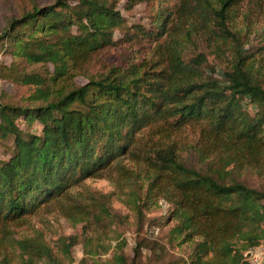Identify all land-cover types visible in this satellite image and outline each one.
I'll use <instances>...</instances> for the list:
<instances>
[{
    "label": "trees",
    "instance_id": "1",
    "mask_svg": "<svg viewBox=\"0 0 264 264\" xmlns=\"http://www.w3.org/2000/svg\"><path fill=\"white\" fill-rule=\"evenodd\" d=\"M148 1L127 0L126 8ZM118 3L33 6L0 34V52L11 58L0 64V79L30 89L21 104L0 98V146L7 153L0 160V264L71 261L76 236L51 247L33 226L21 236L16 230L52 206L85 231L91 221L108 225L113 214L105 204L70 203L71 190L99 178L120 190L137 182L146 200L168 203L167 242L187 248L176 264H245L244 253L264 239V190L242 180L249 171L264 175V53L244 52L264 0H175L158 10L157 32L136 34ZM116 32L128 34L127 57L104 61L118 47ZM196 38L218 57L231 52L221 76L202 53L186 61ZM153 55L154 63L144 60ZM79 77L86 82L77 84ZM190 127L198 135L187 146L177 136ZM148 129L158 137L143 136ZM124 159L142 171V183L126 175ZM139 200L133 205L141 214ZM125 246L118 241L105 261L94 259L101 250L87 252L79 264H140L149 247L141 241L129 258ZM157 248L164 250H150Z\"/></svg>",
    "mask_w": 264,
    "mask_h": 264
},
{
    "label": "rangeland",
    "instance_id": "2",
    "mask_svg": "<svg viewBox=\"0 0 264 264\" xmlns=\"http://www.w3.org/2000/svg\"><path fill=\"white\" fill-rule=\"evenodd\" d=\"M55 1L0 0V34L14 19H19L22 14L30 11L33 6H50ZM118 1L117 9L125 19L127 26L134 27L129 34H136V30L139 28L147 32H157L158 30L155 26L158 10H162L161 8L171 5L173 1L175 2V0H149L148 2L137 4L131 10H128L126 8L127 0ZM70 4L72 6L75 5L73 1ZM239 24L241 23L239 22ZM168 29L169 26H165L161 32H166ZM127 35H122L119 32L115 33V38L120 40L118 47L106 52L103 57L104 61L120 63L127 57V49L130 46L126 44L129 41ZM244 40L247 41L244 52L248 50L250 56H258L264 53V16L262 12L259 14V20L252 26L249 38ZM131 45L135 49H138L141 43L139 41H133ZM147 48L148 46H144L142 52L147 51ZM198 53H202L207 57V65L215 70L216 77L221 76L222 71L228 63V59L231 58L230 51H218V54H220L218 57L214 53L211 45H208L204 40L196 38L194 44L188 46L184 52L186 61H189L190 58L195 57ZM144 58H146L144 60H149L150 64L157 60V57L154 55L150 58ZM1 63L9 65L11 63L10 56L0 52ZM36 70L42 74L45 72V69L40 66L36 67ZM209 70L207 69L206 71L209 72ZM75 82L82 85L86 80L79 77L75 79ZM29 92L30 89L28 86L0 79V98L3 96V98L9 99L13 103L21 104ZM246 109L252 113V107H246ZM17 124L20 128H25L22 121H18ZM31 131L34 133L38 132L39 128L36 126ZM197 135L198 129L190 127L183 129L177 137L182 144L192 146L195 143ZM143 136L152 137L153 140L158 137L156 131H152V129L145 130ZM183 156L186 157L185 154ZM6 158L7 153L0 146V160H5ZM122 168L126 170V175L134 177V180L140 183H142L141 180H144L142 178V171L129 159L122 161ZM110 180L108 178L89 179L83 182L81 186L69 192L71 204L77 206L105 204L113 214V218L106 222L109 223L108 225H96L95 222L91 221L87 224L88 228L85 231L81 224L73 226L66 222L57 213V208L52 206L42 211L38 216H33L28 226L17 229L15 235L21 236L28 234L30 233L28 227L33 226L34 229L40 232L42 231L46 242L51 247L56 246V242L60 237L76 236L80 242L71 249V261L65 260V264H79L82 258L88 257V254L93 256V253L89 252H94L95 250L98 252L101 250L100 255L94 256L95 260H109L114 246L121 240L126 242L124 252L129 258H132L134 248L141 241L149 245V247H143L141 250L140 264H176L180 260H183V258H186V247L171 246L167 242V233L172 226L165 225L169 213L168 203L162 199H154V201L146 200L144 193H141V189L138 190L137 182L131 183L128 186L124 185L123 189L120 190ZM242 180H245L251 187L264 190V175H255L249 171L245 173ZM139 196L140 200L138 203L142 206L140 208L141 214H138L136 207L133 205L135 197ZM118 236V241H116L115 238ZM82 241L87 243L89 241L88 246L84 247ZM154 244L161 245L164 250L157 248L155 252H152L150 248L154 247ZM242 261H244V255ZM12 264L18 263L13 261Z\"/></svg>",
    "mask_w": 264,
    "mask_h": 264
},
{
    "label": "built area",
    "instance_id": "3",
    "mask_svg": "<svg viewBox=\"0 0 264 264\" xmlns=\"http://www.w3.org/2000/svg\"><path fill=\"white\" fill-rule=\"evenodd\" d=\"M244 263L264 264V239L259 245L248 249L244 253Z\"/></svg>",
    "mask_w": 264,
    "mask_h": 264
}]
</instances>
